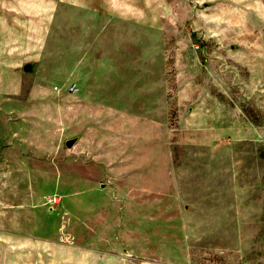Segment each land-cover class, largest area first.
Listing matches in <instances>:
<instances>
[{"label": "rangeland", "instance_id": "1", "mask_svg": "<svg viewBox=\"0 0 264 264\" xmlns=\"http://www.w3.org/2000/svg\"><path fill=\"white\" fill-rule=\"evenodd\" d=\"M0 264H264V0H0Z\"/></svg>", "mask_w": 264, "mask_h": 264}, {"label": "water", "instance_id": "2", "mask_svg": "<svg viewBox=\"0 0 264 264\" xmlns=\"http://www.w3.org/2000/svg\"><path fill=\"white\" fill-rule=\"evenodd\" d=\"M206 51H207V49L205 48V49H204V54H206ZM34 67H35L34 64H27V65L24 66V71H25L26 73H33V71H34ZM77 142H78V138H74V139L68 140V141L66 142V146H67L68 148H73L74 145H75Z\"/></svg>", "mask_w": 264, "mask_h": 264}, {"label": "built area", "instance_id": "3", "mask_svg": "<svg viewBox=\"0 0 264 264\" xmlns=\"http://www.w3.org/2000/svg\"><path fill=\"white\" fill-rule=\"evenodd\" d=\"M58 201L59 200L57 198L49 200L50 203H54V204H58L59 203Z\"/></svg>", "mask_w": 264, "mask_h": 264}, {"label": "crops", "instance_id": "4", "mask_svg": "<svg viewBox=\"0 0 264 264\" xmlns=\"http://www.w3.org/2000/svg\"><path fill=\"white\" fill-rule=\"evenodd\" d=\"M80 180L79 179H77V182H79Z\"/></svg>", "mask_w": 264, "mask_h": 264}]
</instances>
